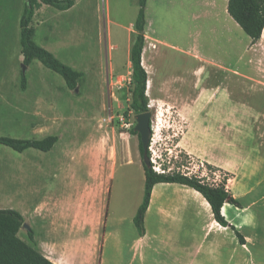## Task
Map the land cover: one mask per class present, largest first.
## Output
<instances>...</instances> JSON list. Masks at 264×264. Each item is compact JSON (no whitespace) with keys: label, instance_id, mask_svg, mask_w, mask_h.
<instances>
[{"label":"rangeland","instance_id":"1","mask_svg":"<svg viewBox=\"0 0 264 264\" xmlns=\"http://www.w3.org/2000/svg\"><path fill=\"white\" fill-rule=\"evenodd\" d=\"M72 1L80 4L70 14L47 5L33 27H39L36 43H47L48 51L83 74L77 89H69L61 75L35 60L27 67L23 91L20 21L27 0H0V135L58 137L48 153L35 149L18 153L0 145V209L26 214V223L36 228L42 210L35 217L34 206L43 197L70 189L62 175L77 174L78 182L86 184L92 173L99 179L89 191L97 192L105 179L111 180L109 211L123 221V241L129 242L139 235L133 218L145 189L139 138L132 133L137 114L126 113L134 87L130 49L139 4L138 0ZM202 4L203 0L150 3L147 47L153 56L147 69L150 76L153 69L158 87L162 82V92L148 97L150 161L161 174L181 173L212 186L225 184L244 210L226 204L232 210L229 216L239 212L242 227L256 222L262 229V233L260 228L251 229L261 243L250 249L263 260L264 89L211 63L234 65L235 55L242 53V70L237 71L251 75L255 69L247 62L257 56L248 53L251 39L243 30L229 33L222 17L202 19ZM45 17L47 23L42 22ZM230 41L237 44L236 50ZM255 63L264 74V59ZM53 173L58 175L55 179ZM154 190L155 196L164 195L163 203L191 200L208 206L201 194L185 186L161 184ZM154 225L152 220L149 226ZM201 225L196 221L189 228L199 234ZM109 254L111 249L105 248Z\"/></svg>","mask_w":264,"mask_h":264},{"label":"crops","instance_id":"2","mask_svg":"<svg viewBox=\"0 0 264 264\" xmlns=\"http://www.w3.org/2000/svg\"><path fill=\"white\" fill-rule=\"evenodd\" d=\"M151 1L153 0H148L146 5V43L142 57L143 66L148 74L149 70L145 66V60L148 59L150 67L153 56L152 50L147 47ZM155 1L163 3L166 0ZM177 1L180 2V0H173V4ZM73 2L74 5L70 9L66 11L55 9V11L70 14L80 4L79 1ZM228 2L229 0H222V4L218 6V0H203L204 10L199 16L207 20L222 17L229 28V33L240 31L242 28L228 13ZM46 6L45 4L41 5L36 11L33 21L46 11ZM193 17L195 18L194 15ZM46 21L45 17L42 22L47 23ZM42 22H39L40 25ZM37 28L39 27H35V35L38 32ZM230 44L236 50L237 44L231 41ZM249 45L248 53L257 56V59L251 58L247 62L248 66L255 69L251 75L237 71L242 70V53L238 55V58L235 55L234 65H225L224 61L211 63L218 65L225 71L233 72L236 76L246 77L264 89V74L260 72L259 65L255 63L264 59V31L262 38L256 44H252L251 41ZM40 46L45 49L50 47L47 43H41ZM152 49H154L153 46ZM154 82L153 96L156 91L162 92L160 88L162 82L160 87H158L159 82L156 78ZM52 176L55 179L58 175L53 173ZM62 177L67 181V188L70 189L61 195L43 197L42 202L33 208L35 217L38 215L37 211L42 210V221L35 224L36 228L27 222L25 224L29 228L23 227V230L21 229L19 232V237L22 236L23 241L31 243L54 264H244V260L246 264H264V258L263 260L256 259L250 249V245L261 243L260 235L252 232L257 224L253 222L252 226L242 227L243 217L241 213L244 210L241 208H237L241 213L237 212L235 215L229 216V212L232 210L227 209L226 204L224 205L222 213L229 226L223 227L214 220L209 204L208 206L194 204L190 202L191 200H183L174 204L163 203L162 197L164 195L162 197L159 194L155 196L154 190L145 217V234H139L132 241L124 242L121 231L123 221L114 219L109 211L111 180L105 179L101 190L94 192L88 189L99 178L92 173L90 175L92 180L86 184L78 182L77 174H67L62 175ZM22 216L26 222V214H22ZM152 220L155 224L153 228L149 226ZM196 221L202 223L199 234L189 228ZM114 224L115 226L112 227ZM232 227H235L241 235H243L242 233H255V235L247 236L248 238L243 235L245 244H242L237 239ZM240 227L242 231L239 230ZM30 228L34 231L33 241H30L27 233H25ZM259 231L262 233L261 228ZM105 248H110L111 254L106 256Z\"/></svg>","mask_w":264,"mask_h":264},{"label":"trees","instance_id":"3","mask_svg":"<svg viewBox=\"0 0 264 264\" xmlns=\"http://www.w3.org/2000/svg\"><path fill=\"white\" fill-rule=\"evenodd\" d=\"M148 0H138L139 12L135 23L136 36L130 49V62L132 64V102L129 109L136 114L149 112V100L147 87L149 76L142 63L143 52L146 43V5ZM42 4L52 6L60 11L70 9L72 0H30L27 1L20 21V44L23 55V64L31 66L35 60L40 61L49 70L61 75L66 85L71 90H76L83 74L69 65L61 62L53 53L38 45L34 40L36 33L33 27V19L36 11ZM228 13L242 28L244 33L256 44L264 31V0H229ZM26 74L21 73L20 87L27 89ZM132 133L139 138V149L143 157V145L139 133L132 129ZM58 142L55 135L42 140L18 139L0 135V145L6 146L18 153H24L29 149H35L44 153L50 152ZM148 156L151 154L148 150ZM145 172V189L143 202L134 217V224L139 234H145V217L151 203L154 188L159 184H178L191 188L202 195L211 207L214 220L223 227L229 223L222 213L225 204L240 208V202L227 190L225 184L212 186L203 183L195 177H188L181 173H158L143 162ZM25 219L17 210L0 209V264H54L31 243L23 241L19 237L20 230L24 227ZM238 240L245 244V239L238 231L235 232ZM28 238L34 240V231L28 230Z\"/></svg>","mask_w":264,"mask_h":264},{"label":"water","instance_id":"4","mask_svg":"<svg viewBox=\"0 0 264 264\" xmlns=\"http://www.w3.org/2000/svg\"><path fill=\"white\" fill-rule=\"evenodd\" d=\"M30 1V0H27ZM27 71V66H23V73L25 74ZM148 88V87H147ZM151 112L140 113L136 115L137 125L135 127V131L139 133L141 142L143 145V157L142 160L146 164L147 167H151V161L148 156V148L150 144V139L152 136V128H151ZM24 227L29 228L28 225L24 224Z\"/></svg>","mask_w":264,"mask_h":264},{"label":"bare ground","instance_id":"5","mask_svg":"<svg viewBox=\"0 0 264 264\" xmlns=\"http://www.w3.org/2000/svg\"><path fill=\"white\" fill-rule=\"evenodd\" d=\"M145 66L147 67V68H149V62L148 61H146L145 60ZM151 70H153V69H151ZM150 70V73H151V78L149 79L150 81H149V90H148V97H150V98H153V93H152V89H153V87H154V84H155V82H154V75L155 74H153L152 73V71ZM225 212H226V210H224Z\"/></svg>","mask_w":264,"mask_h":264},{"label":"built area","instance_id":"6","mask_svg":"<svg viewBox=\"0 0 264 264\" xmlns=\"http://www.w3.org/2000/svg\"><path fill=\"white\" fill-rule=\"evenodd\" d=\"M151 143V142H150ZM152 144V143H151ZM150 149H151V147H150Z\"/></svg>","mask_w":264,"mask_h":264}]
</instances>
